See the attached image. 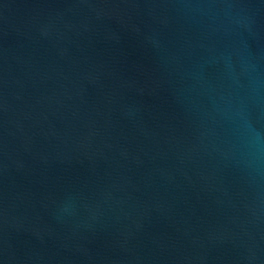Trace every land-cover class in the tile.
<instances>
[{"label": "water", "instance_id": "95a60500", "mask_svg": "<svg viewBox=\"0 0 264 264\" xmlns=\"http://www.w3.org/2000/svg\"><path fill=\"white\" fill-rule=\"evenodd\" d=\"M0 264H264V0H0Z\"/></svg>", "mask_w": 264, "mask_h": 264}]
</instances>
